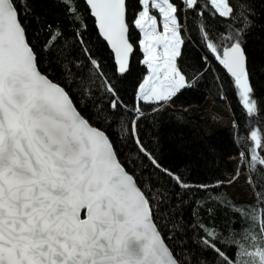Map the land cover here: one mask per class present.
Segmentation results:
<instances>
[{
  "label": "snow or ice",
  "instance_id": "obj_1",
  "mask_svg": "<svg viewBox=\"0 0 264 264\" xmlns=\"http://www.w3.org/2000/svg\"><path fill=\"white\" fill-rule=\"evenodd\" d=\"M61 2L68 31L46 22L41 40L32 0H0V264H264L260 129L226 182L244 201L161 151L167 108L193 87L264 112V0ZM193 188L207 195L185 216ZM221 207L240 228L202 219Z\"/></svg>",
  "mask_w": 264,
  "mask_h": 264
},
{
  "label": "trees",
  "instance_id": "obj_2",
  "mask_svg": "<svg viewBox=\"0 0 264 264\" xmlns=\"http://www.w3.org/2000/svg\"><path fill=\"white\" fill-rule=\"evenodd\" d=\"M34 4V10L39 15V20L34 16L30 20L29 34L39 32L41 40L47 38L48 28L45 26L46 22L52 23L53 26L56 23L63 25L65 32L68 31V19L65 16L64 6L61 0H32ZM78 3L83 9L84 0H78ZM88 24L92 25V19L89 17ZM133 38L136 37V33H133ZM34 38V37H33ZM255 39L259 41L261 39V30L259 26L255 32ZM110 50L104 47L103 54L111 63L109 58ZM257 58H259L257 56ZM142 59V53L137 48L134 54L131 56V63L133 65L132 74L127 82L126 99L131 95L132 80H134L141 71L146 68L139 61ZM223 74V73H222ZM254 82L257 87L264 86L259 76L254 78ZM205 92L210 98H212L218 104L227 106L233 116L234 121H238L235 124L236 129V141L238 147L243 150L249 146L251 141L250 132L252 128L260 129L261 133V145L264 147V112H258L253 117H248L246 110L243 109L240 103L239 97L233 90H229L227 96L221 97L215 89H210L203 84L198 87H193ZM168 117L164 119L163 127L161 129L162 135V155L166 163H172L177 166L183 167L184 165L190 166L191 177L197 183H206L211 185L209 191L215 195L216 193H228L230 197L235 201V196L225 187L215 185L214 180H224L226 174H230L233 170L232 165L228 158L219 155L213 145L208 141V138L203 130L200 118L196 114H190L181 107H168ZM181 115L183 119L177 123V115ZM260 150V149H258ZM264 154V151H262ZM207 193H203L199 188H193L188 194L186 199L189 201L190 206L185 208V216H189L193 209H196L195 200L202 199ZM247 200V199H246ZM202 219L209 224L215 220V224L222 229L227 230L229 226L240 228L238 222L239 216H234L233 211H225L222 207L219 208L215 216L201 212Z\"/></svg>",
  "mask_w": 264,
  "mask_h": 264
},
{
  "label": "rangeland",
  "instance_id": "obj_3",
  "mask_svg": "<svg viewBox=\"0 0 264 264\" xmlns=\"http://www.w3.org/2000/svg\"><path fill=\"white\" fill-rule=\"evenodd\" d=\"M175 107H181L188 113L196 114L200 118L208 141L213 145L216 152L228 158L232 165V172L226 174L223 180L225 187L237 200L248 199L249 194L244 188L242 179L234 184L226 183L241 163L239 155L241 149L236 141V129L230 109L225 105L218 104L205 92L196 88L184 91L182 95L178 96ZM244 168L247 171L246 164Z\"/></svg>",
  "mask_w": 264,
  "mask_h": 264
}]
</instances>
